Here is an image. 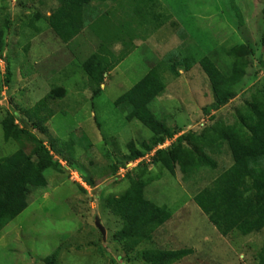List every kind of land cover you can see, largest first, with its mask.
<instances>
[{
	"label": "rangeland",
	"instance_id": "rangeland-1",
	"mask_svg": "<svg viewBox=\"0 0 264 264\" xmlns=\"http://www.w3.org/2000/svg\"><path fill=\"white\" fill-rule=\"evenodd\" d=\"M57 6L52 0H0V25L5 29L10 21L0 57V160L21 149L31 155L34 147L30 139L5 142L2 122L13 116L62 167L44 173L47 187L34 192L28 209L1 232L0 264H47L49 257L56 264H144L140 252L149 249L193 251L175 264H258L264 232H254L216 185L234 164L227 143L208 151L215 171L184 162L173 177L152 157L189 132L236 124L246 108L264 123V0H96L88 27L69 45L44 20L29 25ZM105 52L119 64L98 88L81 65ZM170 54L179 75L165 74L166 90L150 109L180 134L129 163L131 150H141L153 134L138 121L127 122L114 104ZM205 57L231 70L237 97L220 109L199 64ZM27 64L36 74L23 79ZM138 176L149 180L146 198L173 217L151 243L126 253L115 239L123 222L106 201Z\"/></svg>",
	"mask_w": 264,
	"mask_h": 264
},
{
	"label": "trees",
	"instance_id": "trees-1",
	"mask_svg": "<svg viewBox=\"0 0 264 264\" xmlns=\"http://www.w3.org/2000/svg\"><path fill=\"white\" fill-rule=\"evenodd\" d=\"M58 6L50 16L36 14L30 20V26L36 21L44 20L54 35L66 45L71 44L88 27L93 15V3L96 0H52ZM104 2L119 0H102ZM10 21L4 29L0 25V57L7 50V33ZM215 59V58H214ZM175 57L170 54L163 62L153 68L141 81L115 102V107L126 115L127 122L138 121L152 134L153 138L141 147L133 149L128 162L134 163L145 158L180 134L178 130H170L151 111L150 105L166 90L165 74L179 75ZM182 62H178V64ZM119 64L116 57L109 52L96 53L81 66L89 81L100 88L105 75ZM200 67L210 81L215 96V108L228 105L237 97V91L231 82L230 67L221 70L212 57L200 61ZM180 65V64H179ZM36 70L32 65H22L23 79L32 78ZM58 90L48 96L52 100ZM62 91L60 98L64 97ZM39 106V105H38ZM37 106V107H38ZM34 129L38 128L34 126ZM2 130L6 143L22 142L30 139L34 147L31 155L23 149L0 160V234L30 205L34 192L45 189L47 180L44 173L48 170L62 171L55 162L48 148L33 136L27 127L20 128L13 116H7L2 122ZM226 142L234 164L216 180V185L238 209L246 214L250 228L256 233L264 232V123L254 111L246 108L240 114V121L234 125L217 123L197 134L189 132L180 136L168 149L157 150L152 161L173 177H176L177 165L188 163L194 169L217 170L218 165L209 156L208 151L216 145ZM147 157V156H146ZM139 169L143 173L148 168L143 163ZM149 180L138 176L132 180L129 188L117 197L106 201L107 209L123 222V228L115 235V239L123 246L126 253L135 252L140 246L149 244L154 234L169 222L173 213L166 206H159L146 198ZM192 250H155L140 252L144 264H175L189 257ZM258 264H264V242L258 256ZM47 264H56L54 257L46 259Z\"/></svg>",
	"mask_w": 264,
	"mask_h": 264
},
{
	"label": "water",
	"instance_id": "water-1",
	"mask_svg": "<svg viewBox=\"0 0 264 264\" xmlns=\"http://www.w3.org/2000/svg\"><path fill=\"white\" fill-rule=\"evenodd\" d=\"M97 228L101 231L104 239L106 238V230L105 228L101 225L100 221L98 220L97 221V224H96Z\"/></svg>",
	"mask_w": 264,
	"mask_h": 264
},
{
	"label": "crops",
	"instance_id": "crops-1",
	"mask_svg": "<svg viewBox=\"0 0 264 264\" xmlns=\"http://www.w3.org/2000/svg\"><path fill=\"white\" fill-rule=\"evenodd\" d=\"M57 4V3H56ZM58 5V4H57ZM44 15V14H43ZM46 16V15H45ZM47 16H50V14L49 15H47ZM77 39V38H76ZM75 41V40H74Z\"/></svg>",
	"mask_w": 264,
	"mask_h": 264
}]
</instances>
